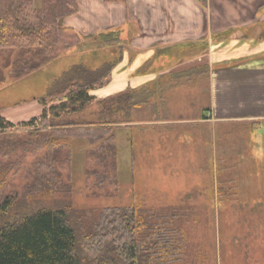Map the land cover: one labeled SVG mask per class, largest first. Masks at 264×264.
Masks as SVG:
<instances>
[{
    "label": "trees",
    "instance_id": "1",
    "mask_svg": "<svg viewBox=\"0 0 264 264\" xmlns=\"http://www.w3.org/2000/svg\"><path fill=\"white\" fill-rule=\"evenodd\" d=\"M77 12V0H42L40 6L34 0H0V84L26 78L79 47L84 38L64 23ZM98 39L103 47L117 46L118 55L97 68L75 64L52 79L40 98L41 118L22 123L34 131L29 134L41 136L30 146L49 149L40 159L39 170L47 176L36 177L41 185L37 194L29 190L21 197L6 192L12 155L20 146L25 149L27 140L10 132L15 124L2 116L0 107V159H10L0 165V264H180L186 254V234L174 223L176 211L113 206L95 218L91 212L87 221L70 200L54 198L65 190L59 185L64 182L61 173L52 169L57 163L71 166L74 138L92 145L87 155L101 168L90 174L109 179L111 168L117 169L114 125L120 123L119 115L138 107L141 100L133 90L102 99L92 94L110 82L124 51L118 32L102 33ZM60 96L62 101L46 108L48 101ZM93 106V119L75 117ZM41 192L49 202L37 200Z\"/></svg>",
    "mask_w": 264,
    "mask_h": 264
},
{
    "label": "crops",
    "instance_id": "2",
    "mask_svg": "<svg viewBox=\"0 0 264 264\" xmlns=\"http://www.w3.org/2000/svg\"><path fill=\"white\" fill-rule=\"evenodd\" d=\"M77 1L78 12L64 23L84 42L64 55L78 52L95 58L94 47L102 45L98 36L119 33L124 45L121 62L110 82L92 94L102 99L127 90L139 92L141 100L133 109H138V119L126 129L150 138L151 146L147 141L139 144V159L174 157L176 150L167 151L164 144L186 146L193 138L162 133V126L173 125V119L158 116L173 112L181 101L193 115L197 112L198 118L187 117L188 123L251 125L256 129L251 131L250 151L240 152L241 161L235 165L241 176L234 198L264 206V135L259 132L264 129V0ZM23 104L0 106L2 116L19 124L43 110L40 104L28 115L31 110L21 108ZM178 118L174 122L179 124Z\"/></svg>",
    "mask_w": 264,
    "mask_h": 264
},
{
    "label": "rangeland",
    "instance_id": "3",
    "mask_svg": "<svg viewBox=\"0 0 264 264\" xmlns=\"http://www.w3.org/2000/svg\"><path fill=\"white\" fill-rule=\"evenodd\" d=\"M34 1L36 6L41 5L42 0ZM94 48L95 58L78 52L63 55L26 78L0 84V106L25 102L21 108H29L28 115H33L36 106L42 104L40 98L52 79L78 63L97 68L104 61L113 60L117 53L115 47L107 48L110 49L108 51L102 45ZM63 99L64 96H60L48 101L46 108ZM42 107L44 110L43 104ZM187 107L181 101L173 112L162 111V115L158 116L164 121L173 119V125L162 126V133L193 137L189 138L186 146H178L171 141L164 144L165 150L174 148L176 151H173L174 157H165L164 154L162 159H139V144L144 145L147 141L146 146H151L150 138L142 134V137L139 136L137 130L134 135L126 130L137 121L138 109L133 108L119 115L121 121L114 125L117 169L111 168L109 179L104 181L100 176L90 174L93 171L89 172L101 168L92 156L87 155L92 145L83 138L72 139L71 166L66 168L65 164L57 163L52 169L56 175L61 173L64 182L59 185L65 190L54 198L57 201L70 200L87 221L91 212L95 218L103 208L113 206L134 205L165 214L176 211L174 223L185 232L187 239L186 254L180 264H264V206L253 204V201L236 202L234 198L235 182L241 176L236 175L235 165L241 161L240 152L250 151L252 144L249 139L255 127L188 123L187 117L198 116L197 112L193 115L194 111H189ZM95 108L89 107L75 117L93 119ZM42 112L36 118H41ZM178 116L181 117L178 118L179 124L174 122ZM182 120L184 123L181 124ZM22 123L15 124L10 132H17V138L27 140V145L25 149L20 146L12 155L14 167L8 166L10 171L5 187L6 192H18L21 197L29 190L37 194L35 189L41 185L35 181L36 177L43 179L47 176L39 170L40 159L49 151L48 148L38 150L30 146L41 136L29 134L34 131L24 128ZM259 132L262 137L264 129ZM149 134L154 137V133ZM131 138H135L134 143ZM132 147L134 158H131ZM9 161L8 158H1L0 165ZM108 164L111 165V159ZM36 196L38 201H50L45 192ZM29 199L27 201L31 204L33 200Z\"/></svg>",
    "mask_w": 264,
    "mask_h": 264
}]
</instances>
